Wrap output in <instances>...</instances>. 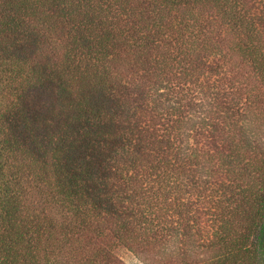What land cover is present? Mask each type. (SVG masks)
<instances>
[{
  "label": "trees",
  "instance_id": "1",
  "mask_svg": "<svg viewBox=\"0 0 264 264\" xmlns=\"http://www.w3.org/2000/svg\"><path fill=\"white\" fill-rule=\"evenodd\" d=\"M264 264V0H0V264Z\"/></svg>",
  "mask_w": 264,
  "mask_h": 264
},
{
  "label": "rangeland",
  "instance_id": "2",
  "mask_svg": "<svg viewBox=\"0 0 264 264\" xmlns=\"http://www.w3.org/2000/svg\"><path fill=\"white\" fill-rule=\"evenodd\" d=\"M116 252L126 264H143L125 248H118Z\"/></svg>",
  "mask_w": 264,
  "mask_h": 264
}]
</instances>
